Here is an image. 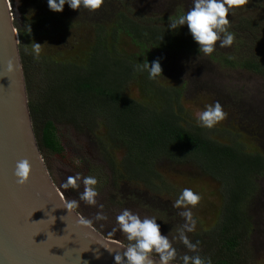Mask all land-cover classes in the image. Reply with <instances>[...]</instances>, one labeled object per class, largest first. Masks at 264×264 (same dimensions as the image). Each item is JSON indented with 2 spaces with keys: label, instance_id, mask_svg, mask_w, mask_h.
Instances as JSON below:
<instances>
[{
  "label": "rangeland",
  "instance_id": "obj_1",
  "mask_svg": "<svg viewBox=\"0 0 264 264\" xmlns=\"http://www.w3.org/2000/svg\"><path fill=\"white\" fill-rule=\"evenodd\" d=\"M10 1L11 12L23 25L49 13L59 19L60 27L54 33L40 29L26 36L27 51L32 52L30 46L37 43L42 46L40 57L79 64L85 62L97 31L110 32L116 14L126 13L138 23L157 24L168 19V15L184 14L194 6V0H104L103 7L96 12L83 8L72 10L65 4L63 11L57 13L49 9L47 0ZM239 18L250 19L253 29L238 31L233 26ZM228 19V31L235 34L232 46L221 48L218 42L210 56L158 49L155 57L161 65L162 76L154 80L172 93L179 92L177 99L183 124L198 125L196 113L218 101L227 118L215 128L207 129V136L220 144L238 143L246 153L264 156V76L247 71L243 65L247 61L264 64V0H249L245 8L231 12ZM114 45L121 57H132L138 52L137 46L124 35H120ZM225 60L231 65L225 64ZM138 61L141 62L142 57ZM138 80L126 83L125 96L140 104L152 101L154 97L140 90ZM55 127L62 152L54 154L41 149L42 161L64 201L77 200L78 207L73 208L74 211L81 218L91 220V227L98 234L127 247L129 241L119 231L116 216L128 209L142 219L155 217L161 234L168 236L178 256L199 254L211 263L216 260L215 249L207 245L216 234L215 227L225 201L218 181L203 173L194 162L176 163L159 158L153 165L155 176L148 189L142 182L119 177L123 173L121 161L125 151L123 146L116 149L106 138L102 122L97 121L92 132L64 122ZM69 176H79L80 189L62 187ZM88 176L98 180L95 206L79 201L83 179ZM254 184L255 193L242 205L247 230L238 243L234 264H264V177H255ZM184 188H190L202 197L200 204L192 209L197 221L196 230L186 233L192 243H200L198 253L188 251L176 239V229L185 220L178 215L183 209H176L173 204ZM100 205H103L102 209ZM98 212L106 215L107 220H96ZM174 263L182 264L180 261Z\"/></svg>",
  "mask_w": 264,
  "mask_h": 264
},
{
  "label": "trees",
  "instance_id": "obj_2",
  "mask_svg": "<svg viewBox=\"0 0 264 264\" xmlns=\"http://www.w3.org/2000/svg\"><path fill=\"white\" fill-rule=\"evenodd\" d=\"M11 14L18 37L28 113L39 153L41 149L54 154L62 152L56 136L57 123L64 122L92 132L100 121L106 138L116 149L124 148L121 179L142 182L149 189L157 159L194 162L203 173L219 182L225 198L216 234L207 245H212L217 255L211 264H234L238 243L247 230L242 205L255 193V177H264V156L246 153L238 143L220 144L207 136V129L183 124L177 99L179 92L172 93L158 86L154 79H149L147 70L134 71L137 65L148 62L151 66L157 61L158 49L188 55L199 52L187 25L169 29V18H177L178 12L157 24L138 23L126 13L116 14L109 33L100 29L95 34L83 64L53 62L42 57L35 59L25 50L26 36L40 29L54 33L60 27L54 14L37 17L25 25L13 11ZM233 27L249 32L253 22L239 18ZM120 35L137 46L136 55L119 56L114 44ZM139 57H142L141 62ZM224 63L231 65L226 60ZM243 65L247 71L264 76V64L247 61ZM135 79H139L144 94L154 97L152 101L140 104L125 96L126 83ZM109 164L112 168V163Z\"/></svg>",
  "mask_w": 264,
  "mask_h": 264
},
{
  "label": "water",
  "instance_id": "obj_3",
  "mask_svg": "<svg viewBox=\"0 0 264 264\" xmlns=\"http://www.w3.org/2000/svg\"><path fill=\"white\" fill-rule=\"evenodd\" d=\"M11 9L10 0H0V264H115V256L123 257L126 246L81 225L74 209L68 213L63 208L67 203L42 161L28 113ZM24 159L32 172L20 186L14 173ZM153 264H159L158 258Z\"/></svg>",
  "mask_w": 264,
  "mask_h": 264
},
{
  "label": "clouds",
  "instance_id": "obj_4",
  "mask_svg": "<svg viewBox=\"0 0 264 264\" xmlns=\"http://www.w3.org/2000/svg\"><path fill=\"white\" fill-rule=\"evenodd\" d=\"M49 9L60 13L64 5L68 4L72 10L81 8L89 12H96L104 5V0H47ZM249 0H194V6L186 13L179 15L177 18H169V29L176 30L181 26L187 25V28L193 40L199 46V53L210 56L216 50L217 43L219 47H230L234 43L235 34L228 31L230 20L228 19L231 12L245 8ZM223 34V38H222ZM29 47V46H28ZM28 47H25L27 51ZM31 54L35 59H39L42 46L34 43L31 46ZM12 70L11 63L8 67ZM149 72V79H155L162 76V68L159 61H154L151 66L146 64L137 65L134 71ZM227 118V113L223 110L222 105L217 101L214 105L206 106L205 110L196 113V120L200 127L213 129ZM32 167L27 159L17 162L15 168V177L20 186L27 184L30 179ZM79 176H69L62 184L64 189L78 190ZM98 180L95 177L88 176L83 179V192L79 196V201L87 205L95 206L97 204L98 191L96 185ZM202 197L190 188H184L178 199L174 202L173 207L183 209L178 213L185 223L176 229L178 239L190 252L198 253V244L192 243L186 233H192L196 230L197 221L193 216L192 209H195L201 202ZM78 207L77 200H69L65 207L68 210ZM103 208V205H100ZM96 220H107V216L98 212ZM55 220V219H54ZM81 225L91 227L92 221L81 218ZM116 223L119 231L124 234L129 241L123 257L115 256V264H124L125 258L127 264H153V260L158 258L159 264H173L174 261H180L182 264H211V260L201 258L199 254L189 256L184 254L178 256L177 249L173 247L168 236L161 234L160 226L157 224L155 217L141 218L138 214H133L130 210L124 209L116 216ZM116 231V229H113Z\"/></svg>",
  "mask_w": 264,
  "mask_h": 264
}]
</instances>
